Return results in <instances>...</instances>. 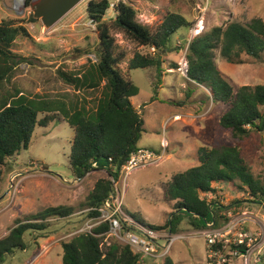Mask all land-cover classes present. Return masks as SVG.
I'll use <instances>...</instances> for the list:
<instances>
[{
  "label": "rangeland",
  "instance_id": "1",
  "mask_svg": "<svg viewBox=\"0 0 264 264\" xmlns=\"http://www.w3.org/2000/svg\"><path fill=\"white\" fill-rule=\"evenodd\" d=\"M35 1L0 0V23L23 26L27 31V35L19 34L12 43L14 56L10 63L14 66L0 84V95L19 91L32 98L49 99L59 95L66 100L67 94L75 95L91 110L94 109L100 97V87L77 92L59 76L61 70L79 74L88 61L98 60V31L86 12L89 0H83L49 29L40 19L34 18L30 5ZM119 1L132 6L136 20L147 26L151 33L169 12L182 14L190 23L188 29L174 35L171 45L178 49L163 55L161 72L155 67L129 69L134 54H146L151 51L150 47L140 46L115 29L111 30L116 43L115 53L125 55L118 67L139 90L130 98L144 119L145 130L138 146L164 149L163 157L156 163L136 168L124 179L121 173L118 183L120 189L124 187L123 202L127 212L143 224L160 226L165 215L172 211L163 196L167 183L173 174L197 165L199 147L236 141L250 172L264 185V131L251 132L242 140H233L230 131L218 122L227 105L213 101L207 86L194 82L186 73L187 42L192 37L229 21L246 24L253 17L264 21V0H109L111 6L104 15L106 22L114 19L116 12L112 5ZM241 58L243 63H229L218 51L215 53L219 70L233 87L264 84V52L258 59L245 54ZM45 114L39 113L38 119ZM72 137V129L58 115L46 127H35L27 149L8 158L2 166L0 238L8 233L17 219L24 220L49 207L62 205L71 208V213L66 217L48 218L42 238L37 239L35 234L27 232L24 235L26 248L4 256L0 264H61L62 243L72 238V233L88 217V194L98 178L108 176L103 169H95L81 181L73 183L76 178L68 163ZM214 186L218 191L206 197L225 208L219 218L221 224L210 228L240 220L236 229L223 238L224 246L218 247L225 260L222 262L220 257L210 256L206 250L209 244L201 234L203 231L194 230L185 221L178 232H189L185 233L189 237L176 239L166 256L173 264H244L242 257L228 253L237 247L234 240L242 234L244 244L259 243L261 246L250 264H264L263 205L253 202L247 189L238 184L224 182ZM163 258H144L138 260V264H162Z\"/></svg>",
  "mask_w": 264,
  "mask_h": 264
},
{
  "label": "trees",
  "instance_id": "2",
  "mask_svg": "<svg viewBox=\"0 0 264 264\" xmlns=\"http://www.w3.org/2000/svg\"><path fill=\"white\" fill-rule=\"evenodd\" d=\"M110 6L109 0H89L86 5L87 15L95 22L98 31V60L88 61L79 74L59 71L62 81L77 92L101 88L94 109L91 110L75 95L67 94L68 100L59 95L49 99L32 98L19 91L0 95V180L2 166L8 158L27 149L35 127H46L60 115L73 131L68 163L74 178H83L95 169H103L108 176L95 181L87 197L88 207L100 205L110 195L109 177L119 180L122 166L139 148L138 141L145 130L143 114L130 101L138 94V87L124 77L118 67L125 55L115 53L116 43L111 30L115 29L140 46L154 47V51L146 54L135 53L129 61V69L155 67L161 72L163 55L178 49L171 45L174 35L190 27L182 14L169 12L151 33L147 26L136 20L135 9L122 1L112 5L116 15L108 23L104 15ZM19 34L27 35L23 26L0 23V84L14 66L10 63L14 56L11 46ZM217 51L229 63H243L242 54L258 59L264 52V21L253 17L246 24L229 21L223 26H214L192 37L186 50L187 76L206 85L213 101L227 105L218 122L230 131L231 138L242 140L251 132H263L264 84L233 87L215 62ZM153 89L156 93V83ZM39 113L46 114L38 119ZM196 157L197 165L170 177L163 196L172 211L165 215L160 226L151 227L185 234L189 232H178L184 221L196 231L206 229L208 223L219 226L225 207L206 197L218 191L213 186L216 182L246 188L252 201L264 207V185L250 172L236 141L199 147ZM70 213L71 208L59 205L24 220L17 219L8 233L0 238V261L15 250L26 248L24 235L27 232L35 234L37 239L42 238L48 218L66 217ZM106 229L107 224H102L93 232L101 233ZM222 243L206 246V250H216ZM61 246V264H138V255L127 245L112 237L105 239V235L82 232ZM239 248L245 249L246 245ZM162 264L173 262L166 256Z\"/></svg>",
  "mask_w": 264,
  "mask_h": 264
},
{
  "label": "built area",
  "instance_id": "3",
  "mask_svg": "<svg viewBox=\"0 0 264 264\" xmlns=\"http://www.w3.org/2000/svg\"><path fill=\"white\" fill-rule=\"evenodd\" d=\"M150 50L154 51V47H150ZM163 155L164 149L155 150L151 148H138L129 156L125 164L122 166L120 177L121 173H123L124 176L122 179H124L132 170L156 163L158 160H161ZM85 177L75 179L73 183L79 182ZM109 179L112 187L110 195L104 199L100 205L91 206L86 209L88 217L83 225L74 233L78 234L83 232L91 233L96 236L105 235V239H107V237H112L118 243L127 245L134 254L138 255V260L144 258L166 257L173 242L178 238H185L187 235L182 233H172L167 229L153 228L140 222L125 209L123 202L124 187L123 189L119 188V180H115L112 177H109ZM102 224H107V229L104 232H93L95 228ZM239 224L240 220H232L219 228L211 229L210 227L213 226V223H208L207 228L202 230L203 232L201 234L210 246L224 241L225 239L223 238L235 230ZM74 233L72 234L75 235ZM234 244L237 247L228 253L233 257H242L244 264H250L252 256L256 254V250L261 247L259 246V243L244 244V236L242 234H238V237L234 240ZM243 245H246L245 249L238 248ZM223 246L222 243L221 247ZM209 255L220 257L222 262L225 260V257L222 255V250L219 248L216 250L209 249ZM255 260L256 262L259 260L256 255ZM209 264H212V262Z\"/></svg>",
  "mask_w": 264,
  "mask_h": 264
},
{
  "label": "water",
  "instance_id": "4",
  "mask_svg": "<svg viewBox=\"0 0 264 264\" xmlns=\"http://www.w3.org/2000/svg\"><path fill=\"white\" fill-rule=\"evenodd\" d=\"M83 0H36L30 5L34 18L49 29ZM93 22V21H92Z\"/></svg>",
  "mask_w": 264,
  "mask_h": 264
},
{
  "label": "crops",
  "instance_id": "5",
  "mask_svg": "<svg viewBox=\"0 0 264 264\" xmlns=\"http://www.w3.org/2000/svg\"><path fill=\"white\" fill-rule=\"evenodd\" d=\"M131 103H132V102H131ZM166 143H167V141H165V143H164V144H166ZM151 149H152V148H151ZM155 150H156V149H155ZM157 150H158V149H157ZM215 184H216V185H219L220 183H218V182H216V183H213V186H214ZM214 187H215V186H214Z\"/></svg>",
  "mask_w": 264,
  "mask_h": 264
},
{
  "label": "bare ground",
  "instance_id": "6",
  "mask_svg": "<svg viewBox=\"0 0 264 264\" xmlns=\"http://www.w3.org/2000/svg\"><path fill=\"white\" fill-rule=\"evenodd\" d=\"M18 1H20V0H16V2H18Z\"/></svg>",
  "mask_w": 264,
  "mask_h": 264
}]
</instances>
